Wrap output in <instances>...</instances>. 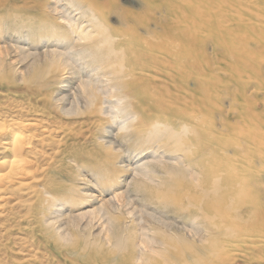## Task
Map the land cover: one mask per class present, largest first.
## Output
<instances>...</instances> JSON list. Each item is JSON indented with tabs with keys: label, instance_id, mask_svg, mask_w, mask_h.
Instances as JSON below:
<instances>
[{
	"label": "bare ground",
	"instance_id": "bare-ground-1",
	"mask_svg": "<svg viewBox=\"0 0 264 264\" xmlns=\"http://www.w3.org/2000/svg\"><path fill=\"white\" fill-rule=\"evenodd\" d=\"M245 1L140 0L128 17L134 26L112 31L102 0H0L6 54L26 64L20 79L38 84L28 94L42 106L0 115V204L41 167L35 142L92 134L119 159L115 172L93 180L73 172L41 192L42 226L62 244L119 251L131 243L134 261L150 264L155 256L187 260L221 242H264L262 189L250 177L252 158H264V0ZM13 67L0 58V79ZM223 111L234 120L224 121ZM85 113H96L88 136L60 118ZM103 174L110 176L100 183ZM112 182L119 193L106 187ZM94 189L110 196L73 213L80 193L78 205L97 198Z\"/></svg>",
	"mask_w": 264,
	"mask_h": 264
},
{
	"label": "rangeland",
	"instance_id": "rangeland-1",
	"mask_svg": "<svg viewBox=\"0 0 264 264\" xmlns=\"http://www.w3.org/2000/svg\"><path fill=\"white\" fill-rule=\"evenodd\" d=\"M102 1V3L106 2L109 4L110 8L107 13H105V16L107 19V24L112 31L122 30L128 27L131 28L134 26L128 17L130 14L135 15L139 13L141 6L139 2L140 0ZM236 1H242L244 4H246L245 0ZM31 10H34V12ZM31 10L30 12L37 16L50 18L48 14L44 12L46 14L45 15L40 9ZM134 31L136 34H143V31L140 27L135 28ZM4 38L5 37L0 35V58H2L8 65H13L14 70L8 71V74L10 75L8 76L9 78L0 79V115H3L2 117H5V115L12 116L15 112L17 113L19 111L18 109L21 110L22 114H31V108H42V106H40L41 103L38 101L40 98L28 94L30 88L37 87L36 85L38 84L32 82L31 80L22 81L20 79L24 75V72L27 71V66L25 63L18 62L19 56H14L13 53H10L9 55L6 54L9 52V50L7 51V44H9V40ZM43 91L44 89L42 92ZM48 96L46 94L42 95L43 98ZM222 100V106L224 107L223 110H225L227 109V101H225L226 99ZM29 108L30 111H27ZM46 110L47 109L44 108V111ZM95 114L96 113H85L83 115L69 117L60 115V118L65 122H69V120H76V123L70 122L68 126L71 127L73 125V128H79L81 126V130H86L87 127H91V124L89 125L88 123L90 120H93L92 118H95ZM222 114L224 116V121H229L231 117H225L226 111H223ZM222 114H220L218 118H222ZM51 116H53V114ZM234 118L235 117H233V119L231 118L230 121L232 122ZM81 119H83L82 122H79ZM83 122H87V125H85ZM82 124L84 126H82ZM74 125L76 127H74ZM68 126L65 125L66 128ZM87 130L84 133L89 131ZM90 134L91 133L88 132L85 135L88 136ZM66 137L67 136L63 137L62 134L57 137L56 135L48 137L43 136L42 139L44 140L41 142V144L38 141L35 142L37 145L36 147H38L36 148L38 151L35 150V152L38 153H36L37 157L35 158L36 162L41 167H39L35 175L18 180L19 183L15 184V189L11 191L9 190L7 192L8 197H6L1 202L0 264H140V262L134 261V256L136 253L131 243L119 251H117L116 248L109 249L105 246L103 247V245L99 246L98 243L96 244L97 246H93L94 244H91L89 246L87 245L81 247L82 249H80L78 246L79 244L74 242H72L70 245L62 244L56 238L51 237L52 232L49 233V231L43 227L45 226L43 225V221H41L43 217L41 218V215L38 214L39 204L42 202L41 198L43 194L41 192L43 191V186L46 187L49 185L50 181L55 179L57 180V178L61 177L62 175H67L68 177L73 178L75 173L76 176L79 175V177H86V179L93 180L95 179V176L93 175L95 173H106L108 172V169L109 172L112 171V173H114L115 171L113 170L117 166L116 162L119 160L118 159L115 161V158H117L116 155L109 154V151L99 147L98 144H96V140L93 139L92 134L89 136L88 141H86L85 138H80L79 135L76 140L70 139V137H67V140ZM59 138L61 142L58 144V141L56 140ZM2 140H4V138L0 136V160L6 154V151L1 145ZM39 147L43 148L42 150L44 153L41 152ZM70 152L74 153V155L68 156ZM74 157L80 161V163H78L80 164V167L72 162L71 158L73 159ZM135 159L136 158L133 160ZM252 162L255 167L252 168L250 177L253 184H256L262 189L261 196L264 199V158L261 159L258 156L253 157ZM260 167L262 168L259 169ZM102 176L97 177L100 183L107 182L110 174H103ZM119 176L121 177L120 179H124V177L129 179L128 173L121 172L119 173ZM47 181L49 183H47ZM92 184L93 182L89 183L90 186H92ZM115 186L116 185L112 182L106 187L116 188ZM80 187L84 188L83 185ZM121 190L122 189L120 188H116L115 192L119 193ZM56 193L57 195L61 194V191H57ZM92 193L97 197L94 201H83V205H78L82 202L81 197L83 195L80 193L81 196L76 201L78 206L76 204L75 206H72L73 213H79L80 211L93 209L94 207H97V205L103 203L105 198L110 196L108 193L99 192L98 189L97 191L96 189L92 190ZM140 202V200H137L136 205H139ZM94 221L96 227H100V225L102 226V220L99 218V216ZM67 223L68 221L64 222L66 226H69V230V228L71 229L72 227L69 225L70 223ZM98 230L99 229H94L92 231L96 233ZM204 247H206V249L204 248L201 253L187 260L176 259L174 257L165 259L160 256H155L150 261V264H264V242H255L252 244H244L239 241H234L233 243L221 242L219 244L217 243Z\"/></svg>",
	"mask_w": 264,
	"mask_h": 264
}]
</instances>
